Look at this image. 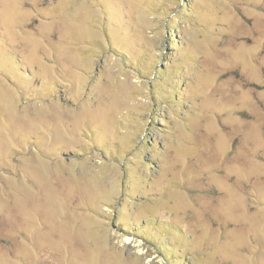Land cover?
<instances>
[{
	"label": "rangeland",
	"instance_id": "1",
	"mask_svg": "<svg viewBox=\"0 0 264 264\" xmlns=\"http://www.w3.org/2000/svg\"><path fill=\"white\" fill-rule=\"evenodd\" d=\"M0 264H264V0H0Z\"/></svg>",
	"mask_w": 264,
	"mask_h": 264
}]
</instances>
